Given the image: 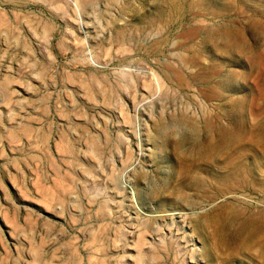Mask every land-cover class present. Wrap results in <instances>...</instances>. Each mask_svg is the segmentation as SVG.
I'll use <instances>...</instances> for the list:
<instances>
[{
	"label": "rangeland",
	"instance_id": "374dc122",
	"mask_svg": "<svg viewBox=\"0 0 264 264\" xmlns=\"http://www.w3.org/2000/svg\"><path fill=\"white\" fill-rule=\"evenodd\" d=\"M261 215L264 0H0V264H264Z\"/></svg>",
	"mask_w": 264,
	"mask_h": 264
},
{
	"label": "bare ground",
	"instance_id": "6f19581e",
	"mask_svg": "<svg viewBox=\"0 0 264 264\" xmlns=\"http://www.w3.org/2000/svg\"><path fill=\"white\" fill-rule=\"evenodd\" d=\"M156 82V81H155ZM156 86H157V84H156ZM231 137V136H230ZM256 138V137H255ZM252 140H253V138H252ZM228 141V140H227ZM255 142V141H254ZM221 147H222V145H221ZM218 151V150H217ZM236 182V181H235ZM238 184V183H237ZM217 185V184H216ZM245 185V184H244ZM220 186V185H219ZM222 186V185H221ZM225 188H226V186H225ZM236 188H237V185H236ZM228 189V188H227ZM239 189V188H238ZM243 189V188H242ZM263 189V188H262ZM251 190V189H250ZM238 191V190H237ZM246 191V190H245ZM246 193V192H245ZM248 193V192H247ZM244 194V193H243ZM239 208V207H238ZM244 209V208H243ZM246 209V208H245ZM260 210V209H259ZM241 211H242V209H241ZM259 212V211H258ZM260 212H261V210H260ZM258 214V213H257ZM258 217V216H257ZM261 217H264V216H262L261 215ZM254 218V217H253ZM260 218V217H259ZM258 218V219H259ZM261 219H263V218H261ZM261 222V221H260ZM256 223H257V221H256ZM263 224V223H262ZM260 226H258V228H259ZM263 228V227H262ZM262 230V229H261ZM262 241V240H261ZM258 248V247H257ZM261 248H262V251L264 252V242H262L261 243Z\"/></svg>",
	"mask_w": 264,
	"mask_h": 264
}]
</instances>
